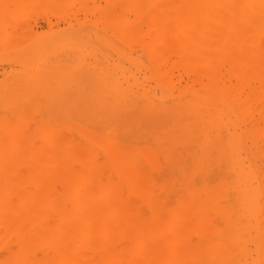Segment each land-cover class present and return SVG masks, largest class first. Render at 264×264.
I'll list each match as a JSON object with an SVG mask.
<instances>
[{
  "label": "bare ground",
  "instance_id": "bare-ground-1",
  "mask_svg": "<svg viewBox=\"0 0 264 264\" xmlns=\"http://www.w3.org/2000/svg\"><path fill=\"white\" fill-rule=\"evenodd\" d=\"M115 2L127 89L1 106L0 264H264V0Z\"/></svg>",
  "mask_w": 264,
  "mask_h": 264
},
{
  "label": "rangeland",
  "instance_id": "rangeland-1",
  "mask_svg": "<svg viewBox=\"0 0 264 264\" xmlns=\"http://www.w3.org/2000/svg\"><path fill=\"white\" fill-rule=\"evenodd\" d=\"M34 1H28V4L25 1L19 2V4L23 3L24 7L18 4L15 7V4L11 6V9H4L7 15L0 11L3 15L0 16V113L4 112L1 111L4 108L1 109V106L29 103L36 106V110H40L37 107L43 106L42 109H46L45 111L40 110L43 115H50V112L53 111L51 115L55 112L56 114L52 117L60 116L59 118L62 119L63 116V119L65 117L66 120H71L79 116V111H77V115L74 113L78 110L77 107L88 103L87 101L111 102V98L116 95L114 79L119 78L122 73L117 72L119 71L117 69H120L124 64L123 67L126 68L122 67L121 70H127L130 67L128 62H125L126 60L121 65L122 59L119 58V54H116L119 45L115 41L116 39H113L116 37H112L113 30L116 29L113 28L114 23H111L112 26H110V19L112 16L115 17V11H118V7L114 6L116 5L115 0H39L41 2L37 0V3ZM31 2L35 4H31ZM112 22H115L114 18ZM43 37H45L44 41ZM127 45L123 47L126 53L130 47V45L126 47ZM49 46H52L50 48L52 50L49 49ZM41 52L42 59L39 57ZM43 52L47 55H43ZM86 63L91 65V67L87 65V70L93 71L95 66L97 69H104L109 80L106 77H103L104 80L107 79L106 82L102 79L104 75L102 70L101 72L98 70V74L95 73V71L97 72L96 68L93 73L98 77L100 74L102 75L99 79L97 77L92 80L96 75L91 77L93 75L91 71L83 73L84 68L82 67H85ZM111 71H114V77L110 76L112 75ZM108 72L111 74L109 75ZM84 74H92L89 75L92 79H86L88 82L83 80ZM125 74L129 84L133 82L129 79V73ZM77 75L79 76L77 77ZM84 76V78H88V75ZM80 79L81 81H79ZM123 79L124 77L121 76L118 82H122L121 84L126 88L129 85L123 82ZM102 81L107 85H104ZM108 81H113L115 91L112 90L113 85L110 86L112 83L108 85ZM111 91L114 92L112 93L114 95H111ZM104 98L106 100H103ZM73 105L76 106L74 112L68 109V107L71 109ZM65 109L66 111H64ZM187 163L188 167L192 165Z\"/></svg>",
  "mask_w": 264,
  "mask_h": 264
}]
</instances>
